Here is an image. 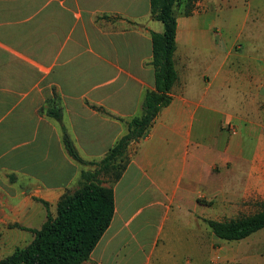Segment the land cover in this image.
Masks as SVG:
<instances>
[{
  "label": "crops",
  "instance_id": "0c3cea01",
  "mask_svg": "<svg viewBox=\"0 0 264 264\" xmlns=\"http://www.w3.org/2000/svg\"><path fill=\"white\" fill-rule=\"evenodd\" d=\"M239 4L244 25L264 18V0H178L172 102L146 137L129 146V163L112 184L114 218L82 264H236L224 255L227 241L203 220L220 221L206 202L236 203L234 158L246 156L239 143L225 148L221 137L218 149L206 146L210 119L222 115L220 136L228 134L227 123L264 122V57L252 71L240 68L234 51L240 32L230 38L218 32L217 17ZM142 5L0 0V250L28 245L34 235L25 229L39 230L47 220L41 201L53 215L62 196L79 188L82 173L96 169L69 155L63 129L79 156L97 163L143 114L145 95L155 89L151 33L164 26L152 18L150 0L145 13ZM224 93L241 95L245 109L228 121L221 104H212ZM54 108L61 121L48 115ZM246 133L264 137L252 127ZM258 149L247 168L250 180ZM222 174L234 180L224 184Z\"/></svg>",
  "mask_w": 264,
  "mask_h": 264
},
{
  "label": "trees",
  "instance_id": "16d2710c",
  "mask_svg": "<svg viewBox=\"0 0 264 264\" xmlns=\"http://www.w3.org/2000/svg\"><path fill=\"white\" fill-rule=\"evenodd\" d=\"M177 2L150 0L151 16L163 24L164 31L151 33L155 89L145 95L143 114L129 122L128 133L97 163L84 161L66 129H63L64 145L69 155L79 163L95 165L96 169L82 173L79 188L62 196L55 216H52L49 204L41 201L47 208L46 222L39 230L25 229L34 235L33 240L25 247L17 248L0 264H82L90 258L114 218L115 194L112 184L120 180L129 163V146L146 137L160 111L172 102V89L178 81L174 62L178 30L175 15ZM48 115L62 120L60 108L48 110ZM101 176L107 178L106 182L111 186L105 185ZM203 221L218 239L242 241L264 229V203L252 215L224 221Z\"/></svg>",
  "mask_w": 264,
  "mask_h": 264
},
{
  "label": "rangeland",
  "instance_id": "374dc122",
  "mask_svg": "<svg viewBox=\"0 0 264 264\" xmlns=\"http://www.w3.org/2000/svg\"><path fill=\"white\" fill-rule=\"evenodd\" d=\"M147 8V0H143V13L146 12ZM252 15L249 18L250 21H254L255 19ZM244 19L245 11L242 4H239L234 10H225L217 17L218 26L221 27L218 32H221L224 37L229 38L237 37L240 32V36L238 37L239 41L235 44L234 51L240 57V68L252 71L258 68L257 65L262 63L261 59L264 57V18H257L259 21L257 26H252L250 23L244 25ZM207 20L209 21L210 19ZM239 45H241V48L238 49ZM217 97L218 95L216 99H213L212 104L218 107L221 104V112L223 113V119L225 121H228L230 116H237L245 110L242 107L241 95L236 96L235 94L224 93L221 95V100ZM221 118L222 115L219 114L216 118L210 119L207 128L206 146H208V148L218 149L219 145L216 143L218 138L221 137L225 148L230 144L239 143L240 148L245 149V155L249 156V158H246V156L234 158V162L237 165L236 169L238 170L237 179L235 181L239 189V197L236 203L225 205L206 202V205L216 213L215 217L220 221H224L230 218L252 215L256 213L260 209V205L264 203V137L260 138V140L257 138L252 140L246 133V130L252 127L256 135L259 133L262 135L264 131V122L253 121L252 123L244 125L234 123L238 129V133L232 135L230 133L227 134L223 130L224 133L222 137V135L220 136L219 134L220 129L218 127ZM257 145L259 149L256 150V156L254 157V177L250 180V173H247V168L250 171V158L254 146L256 147ZM246 159L248 162H246ZM221 177V181L226 184L225 182L228 183L232 181V179L234 180L233 177H235V175L222 174ZM218 181H220V179H215L216 183H218ZM247 186H249V188L252 186L253 189L248 195L243 197L242 193ZM55 215L56 211L52 216ZM148 230L149 232H155V230L152 229ZM27 236H29V234H27L26 237ZM1 239L2 236H0V241ZM223 247L224 255H227L228 258L233 260L236 264H264V229L242 241L224 242ZM12 253L13 250L9 247L0 250V261L10 256Z\"/></svg>",
  "mask_w": 264,
  "mask_h": 264
},
{
  "label": "built area",
  "instance_id": "2783aa9c",
  "mask_svg": "<svg viewBox=\"0 0 264 264\" xmlns=\"http://www.w3.org/2000/svg\"><path fill=\"white\" fill-rule=\"evenodd\" d=\"M225 129L232 135H236L238 133L237 127L232 123L225 124Z\"/></svg>",
  "mask_w": 264,
  "mask_h": 264
}]
</instances>
